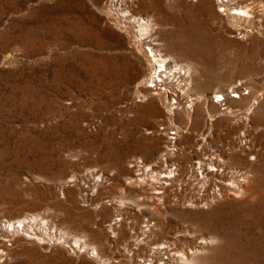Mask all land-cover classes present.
<instances>
[{
    "label": "rangeland",
    "instance_id": "1",
    "mask_svg": "<svg viewBox=\"0 0 264 264\" xmlns=\"http://www.w3.org/2000/svg\"><path fill=\"white\" fill-rule=\"evenodd\" d=\"M116 1L0 0V264H264V0L128 1L192 68L173 113L136 102L150 61ZM238 82L252 93L220 110ZM139 159L155 178L137 181ZM199 162L216 181L198 184Z\"/></svg>",
    "mask_w": 264,
    "mask_h": 264
},
{
    "label": "bare ground",
    "instance_id": "2",
    "mask_svg": "<svg viewBox=\"0 0 264 264\" xmlns=\"http://www.w3.org/2000/svg\"><path fill=\"white\" fill-rule=\"evenodd\" d=\"M128 1L129 0H117L115 2V4L112 5V6L115 8L116 13H117V15L119 16V18L121 20L125 21L129 25L130 24L132 26L134 25L135 32H136L135 37L137 38L138 44L141 45L140 47H142V48L149 47V50H154L156 52L155 54L154 53L152 54V51H151V56H153V58L150 59V56L146 52V49H142V51H144L145 55L147 56L148 60L150 61L149 62L150 67L151 66L152 67H155L154 74L152 73L153 75L150 76L151 79H152L155 76V74H158L157 71L160 70V67L164 64L165 58L161 54V52H162L161 49H159V48L156 49L155 47H154V49H151L150 45H147L148 42H152L153 43L155 41L156 42V45L160 46L159 41L156 40L157 38L152 37V30L154 29L153 20L151 18H149V17L148 18H142V17H135V16H133L131 14V10L128 9V8H130V6H128V4H129ZM131 1L133 3V0H131ZM220 1L222 2L223 6L226 8L225 11H231L232 10V9H230L228 7V5L224 4V1L225 0L224 1L223 0H220ZM233 10H234V13H230V16H231L232 19L239 18V20L243 19L245 21V19H248V18L250 19V18L253 17L252 14L250 13V10L248 9L247 6L239 7L237 9H233ZM195 36H196V33H194V32L193 33H190L189 37H190L191 40L188 42L189 45L192 46L195 43L202 44L203 41L200 38L198 40H194V37ZM175 39H176V37H175ZM197 55H199V54H197ZM169 58L175 61V59L172 56H170ZM175 62H177V61H175ZM182 68L184 70V73L183 74L186 77V81H188L189 85L191 86L190 74L189 73H190V69L192 70V68L190 66L188 68H186V65H183ZM180 70L183 71L182 69H180ZM150 71H151V69H150ZM146 81H147V79H144V82H143V85L144 86L147 83ZM231 87H228L227 89H229V88L231 89ZM226 90L223 91V92H221V93H218L216 95H212L211 96V99H213L212 97L216 98L219 95H222V96L224 95L225 96L226 93H227ZM140 92H142V89L140 90V87H139V90H138L137 93H140ZM197 96H198V98L199 97H205L204 95L203 96L202 95H197ZM187 97L188 98H192L191 95H190V93L187 94ZM192 108H193V105L190 104V110H192ZM230 110H232V109H230ZM230 110H226V111H230ZM251 110H252V108H249L247 110V113H250ZM175 131H176V135H178V137L176 138L178 140L180 138V136H181V131L179 129H177ZM173 144L176 145L177 142L176 141L173 142L172 143V146H173ZM172 146L170 145L168 147V151L170 152L169 155L163 153V156L169 157V156H172L173 155L172 153H174V152H172V151H174V147H172ZM153 166L152 165H146L145 166L146 171L144 170V173H146V174L143 173L142 175H144V177L143 178H138L137 181L142 182L145 179V177L148 176V175H150V176L152 175V177L155 178L156 177V174H158V172L153 171L152 169L150 171V169H149V168H151ZM205 166H206V164H204L203 162H199V166L196 168L197 169V171H196L197 174L198 175L200 174L202 176V182L200 180H198V184L208 185V183H211V182L217 180V174H215L214 172L215 171L218 172L219 169L215 165L210 164L208 166H210V168H212V169L209 170L210 172L209 171L208 172H205L207 170V168H204ZM173 169H175V168H171L170 170H167L166 171L167 174H165L164 176L162 175V177H167V179L169 180L170 175H171ZM198 175H196V176H198ZM242 176H243V181H245V179L247 178V176H245L244 174ZM219 182H221L222 184L223 183L225 184V181L224 180L222 181L221 179H219ZM230 183H231V184H229L230 186L232 185V186H235V187H242L243 191L244 192L246 191V188H244L243 185H241V182L240 181L231 180ZM37 217L38 216L24 218L22 220H17L15 222L14 221H12V222L11 221H6V222H4L5 230L6 231H9V227H11V231L14 232V233H16L19 230L25 231L26 227L29 224L36 223L37 221H39L40 223H43L44 222L46 224V222L44 220H42V219L38 220L39 218H37ZM52 231L53 232L51 233V235L53 233H55L54 230H52ZM74 240H75V243L76 244L81 243L79 239H76L75 238ZM170 247L171 246H167V247H164L163 249H165V248L168 249ZM81 248H84L86 250H89L90 249L92 251V253H95V256H96L95 258L96 259L99 258V255H98V252L96 251V249L94 247L90 248V246H88L86 244V242H83L81 244ZM170 250H172V249H170ZM5 255L8 256V253H5ZM102 264H104V262H102Z\"/></svg>",
    "mask_w": 264,
    "mask_h": 264
},
{
    "label": "built area",
    "instance_id": "3",
    "mask_svg": "<svg viewBox=\"0 0 264 264\" xmlns=\"http://www.w3.org/2000/svg\"><path fill=\"white\" fill-rule=\"evenodd\" d=\"M147 45H150L151 49H154V47L158 49V45H156L155 41L153 43L148 42ZM144 49H146L150 59H152L153 56H151V51L152 54H155L156 52L154 50H149V47H145ZM161 54L165 58V62L162 65L163 67H160V70L157 71L158 74H155L152 79L150 76L154 74L155 67H150L151 71L149 77L147 78V83L145 84V91L143 90L138 94L136 102L139 103L149 98L158 97L163 100L164 107L167 111L173 113L177 109L181 108L182 103H186L188 101L187 94L189 93L191 86L188 81H186V77L183 74V65L170 59L163 52H161ZM226 91L227 93L225 96L219 95L216 98L212 97V102L215 105H218L220 110L223 111L230 110V101L240 102L249 97L252 93L251 89L247 87L245 83L241 82H238L232 86L231 89L229 88ZM144 92H148V94H145ZM177 137L178 135H176L175 130L169 132V139L171 141L175 142ZM145 166L146 165H144L140 159L136 160L132 165V167L138 168V175L143 174L144 170L146 171ZM149 169L151 171L152 167ZM90 179L97 184L102 181V176L94 173L90 175ZM52 235L56 234L53 233Z\"/></svg>",
    "mask_w": 264,
    "mask_h": 264
}]
</instances>
